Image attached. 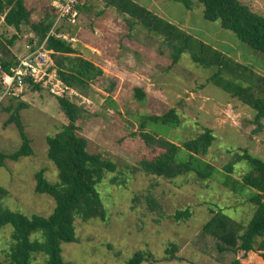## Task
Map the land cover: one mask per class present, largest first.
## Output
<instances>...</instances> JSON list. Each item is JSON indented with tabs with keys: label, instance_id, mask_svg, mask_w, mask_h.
<instances>
[{
	"label": "rangeland",
	"instance_id": "1",
	"mask_svg": "<svg viewBox=\"0 0 264 264\" xmlns=\"http://www.w3.org/2000/svg\"><path fill=\"white\" fill-rule=\"evenodd\" d=\"M137 1L145 8L152 4L149 11L242 65L246 71H237L242 74L238 85L256 87L260 79L264 85V56L220 28L218 22L204 21L202 7L197 3L187 12L181 4L167 0ZM239 1L264 16V0ZM30 2L37 6L33 14L36 21L43 16L38 9L40 3L29 0V5ZM86 4L77 24L68 27L73 30L71 43L101 68L103 75L97 85L76 97V104L85 111L77 122V134L87 140V152L113 162L116 172L105 175L97 186L106 220L76 219L77 242L61 245L63 260L71 264H126L137 251H150L161 260L165 248L176 244L182 261L153 264H230L235 256L230 252L219 254L216 240L204 233L203 227L218 212L241 227L252 218L254 208L244 193L232 190L237 189L235 183L241 181L248 168L236 165L232 174H226L224 167L233 152L241 153L243 149L264 161V121L262 131L253 134L254 112L208 83L212 70L198 67L187 53L171 65L172 50L161 38L148 35L137 25L129 31L124 20L119 19L122 16L106 7L103 0H87ZM4 27L0 26V38L8 43L13 34ZM111 86L114 90L108 92ZM132 88L146 93L143 102L134 98ZM107 98L114 101L117 109L107 103ZM15 109L34 154L17 162L5 161L0 167V187L7 191L0 205L28 217H47L54 201L35 193L34 175L44 169L45 178L50 183L57 182V171L46 158L45 138L59 132L67 120L57 98L43 89L32 92L24 88L0 103V152L4 154L16 151L21 144L14 122L6 124ZM169 109L179 118L177 127L149 125L144 131L181 146L204 130H211L214 140L203 159L217 171L213 178L201 180L190 174L165 180L140 171V161L152 159L155 153L138 135L134 116L160 115ZM131 132L136 134L132 136ZM148 197L157 209L148 210ZM185 210L190 213L189 219L176 222L174 214ZM11 231L7 225L0 233L2 264L7 263ZM33 264H44L43 257L37 255Z\"/></svg>",
	"mask_w": 264,
	"mask_h": 264
},
{
	"label": "trees",
	"instance_id": "2",
	"mask_svg": "<svg viewBox=\"0 0 264 264\" xmlns=\"http://www.w3.org/2000/svg\"><path fill=\"white\" fill-rule=\"evenodd\" d=\"M167 1L181 4L187 12L193 9L194 3H197L202 7L204 21L218 22L220 28L233 33L241 43L264 56V16L252 12L239 0ZM103 2L106 7H112L117 13L127 16L126 24L129 31L137 25L148 35L161 38L172 50L171 65H176L181 54L187 53L198 67L212 70L208 83L250 108L254 112L251 124L255 129L252 133L258 134L262 131L263 79H260V84L256 87H242L236 83L242 75L237 71L241 70L243 73L246 69L233 62L227 55L197 40L133 0ZM86 6L87 4L80 8V12H83ZM42 13V19L36 23L31 22V12L25 6L24 0H0V16L3 17L4 25L16 33L20 32L21 26H26L33 33L37 43L45 41V50L52 52L51 58L57 75L67 87L80 93L91 85H97L98 78L103 75L102 69L83 57L71 42L55 36L47 37L55 21V12L48 5L42 8ZM71 31L73 30L62 25L55 30L56 33H68L70 38ZM33 46L34 44L32 48ZM1 64L7 71L13 62L1 61ZM226 75L228 79H225ZM25 83L30 91H41L39 86L31 85L27 81ZM132 89L134 98L140 103L143 102L146 93L140 89ZM113 90L112 86L107 89L108 92ZM106 101L117 109L112 99L107 98ZM57 102L67 124L63 125L59 132L45 138L46 158L57 171V182L50 183L44 176V169H40L34 175L35 193L49 196L54 201V208L47 217L39 215L28 217L19 212L3 209L0 205V233L7 225L12 228L6 264H33L37 255L43 257L44 264H71L63 260L61 245L77 242L75 220L82 222L106 220V212L97 186L101 184L105 175L116 172V165L103 159L100 154L87 152V140L77 134V122L85 114L83 108L65 98H57ZM17 111L18 109H15V113L6 124L14 122L21 144L10 154L0 152V167L5 165V161L17 162L20 158L31 157L34 154ZM134 119L138 124V135L155 153L152 159H143L139 163V169L145 175L174 180L195 174L199 179L206 180L217 174L214 167L203 159L214 140L211 130L206 129L195 139L177 146L169 140L155 136L153 132L144 131L149 125L177 127L179 118L173 109L154 116L143 117L140 114L138 117L134 116ZM130 134L134 136L136 133ZM236 165H245L248 171L241 181L235 183L237 189L232 190L244 193L246 201L254 208L252 218L246 226L241 227L222 212H218L204 225L203 232L216 240V250L219 254L230 252L235 256L230 264H242L241 260L251 252L257 254L264 262V161L243 149L241 153H232L230 162L224 167L226 174H232ZM6 195L7 191L0 187V201ZM146 204L149 211L157 209V204L150 197L146 198ZM189 217V211L185 210L177 211L173 219L180 222ZM178 252L179 247L170 244L165 248L161 260H157L150 251H137L126 264L182 261L177 256ZM238 254H242V257L237 258Z\"/></svg>",
	"mask_w": 264,
	"mask_h": 264
},
{
	"label": "built area",
	"instance_id": "3",
	"mask_svg": "<svg viewBox=\"0 0 264 264\" xmlns=\"http://www.w3.org/2000/svg\"><path fill=\"white\" fill-rule=\"evenodd\" d=\"M87 0H53L51 8L55 12V21L48 36H55L71 42L73 39L68 33H56L61 25L75 26L80 19V8L86 5ZM79 8V9H78ZM52 52L45 50V41L33 46L25 55L17 60L5 71L0 62V103L26 88V81L37 85L55 98H65L76 101L77 91L67 87L58 77ZM81 106V105H80Z\"/></svg>",
	"mask_w": 264,
	"mask_h": 264
},
{
	"label": "crops",
	"instance_id": "4",
	"mask_svg": "<svg viewBox=\"0 0 264 264\" xmlns=\"http://www.w3.org/2000/svg\"><path fill=\"white\" fill-rule=\"evenodd\" d=\"M28 1L29 0H24V4L31 12V14H30L31 22L36 23L40 19H42L43 16L39 17L38 19L36 18L37 20L34 21V17H35V16L33 17V14L35 12L34 8L37 6L34 4H31V2L29 5ZM36 1H38L40 3L38 9L42 11V8L45 6L51 5V2L53 0H36ZM133 1L140 4L137 0H133ZM151 5L152 4H149V7H147L148 10L151 7ZM143 7H145V6H143ZM152 13H154V12H152ZM117 14L122 16V17H119V19L124 20V22L126 23L127 16L121 15L119 13H117ZM2 25H3V27L5 26L3 23V17L0 16V26H2ZM4 28L8 31H11L13 34V37H12L11 41H7L8 43H4L3 42L4 40L0 38V62L1 61H10V62L14 63L18 57L25 55L29 50L33 49L32 46H30L31 44H29V43H31L33 41L34 46H35L37 43V40L35 37L33 38V33L29 30L28 27H26V29H25L23 26H21L19 33H16L10 27L5 26ZM15 36H17V37H15ZM241 263L242 264H264L263 260L257 254H254L253 252L247 254L246 258L241 260Z\"/></svg>",
	"mask_w": 264,
	"mask_h": 264
}]
</instances>
